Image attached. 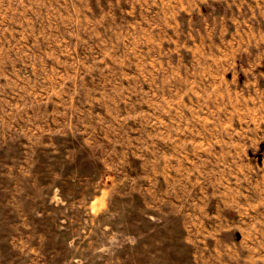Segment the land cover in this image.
I'll return each mask as SVG.
<instances>
[{"label": "rangeland", "instance_id": "obj_1", "mask_svg": "<svg viewBox=\"0 0 264 264\" xmlns=\"http://www.w3.org/2000/svg\"><path fill=\"white\" fill-rule=\"evenodd\" d=\"M187 2L0 0V264H264V85Z\"/></svg>", "mask_w": 264, "mask_h": 264}, {"label": "crops", "instance_id": "obj_2", "mask_svg": "<svg viewBox=\"0 0 264 264\" xmlns=\"http://www.w3.org/2000/svg\"><path fill=\"white\" fill-rule=\"evenodd\" d=\"M212 4H216L213 9ZM221 5L224 6L223 10H220ZM181 7H186L190 13L189 21L196 17L200 19L199 25H193L194 30L221 37L230 34L233 37L225 39L218 47L222 50V44H226L229 50L231 47L234 49L230 52L236 56H228L227 67L236 68L235 78L243 74L244 68L245 73H251L259 84L264 85V0H215L213 3L208 0H188Z\"/></svg>", "mask_w": 264, "mask_h": 264}]
</instances>
